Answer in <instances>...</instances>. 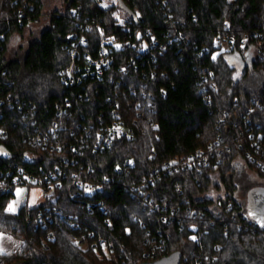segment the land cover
<instances>
[{
	"label": "trees",
	"instance_id": "1",
	"mask_svg": "<svg viewBox=\"0 0 264 264\" xmlns=\"http://www.w3.org/2000/svg\"><path fill=\"white\" fill-rule=\"evenodd\" d=\"M46 1L0 0V231L23 242L0 253V264H139L175 251L181 264H264V227L236 183L250 171L259 181L250 189L264 184V0H122L134 13L123 24L113 16L118 5L63 0L36 38L11 52L13 35L39 19ZM97 26L125 47L112 49L109 68L84 87L62 83L74 42L85 41L80 58L97 57ZM222 34L236 39L232 50L217 52ZM114 107L134 137L95 151ZM54 121L57 139L48 134ZM197 150L200 163L166 167ZM55 167L101 190L75 200L62 179L37 209L69 218L44 216L43 226L27 202L5 211L6 181L18 168L42 178ZM98 238L113 250L94 246Z\"/></svg>",
	"mask_w": 264,
	"mask_h": 264
},
{
	"label": "built area",
	"instance_id": "2",
	"mask_svg": "<svg viewBox=\"0 0 264 264\" xmlns=\"http://www.w3.org/2000/svg\"><path fill=\"white\" fill-rule=\"evenodd\" d=\"M73 12L75 9L72 10ZM118 24H123V22H118ZM99 34L101 36L100 48L97 57H92L89 53H85L83 58H80L78 54L77 46L79 43L83 44L85 41L80 38L79 41L74 42L73 45L68 49L72 54L71 62L68 66L60 71V80L62 83L66 84H80L83 87V83H87L90 78L95 76L100 77L104 70L108 69L111 62V51L112 49L122 50L125 47V44L117 40L113 35L104 36V31L100 26H97ZM230 26L227 21H225L222 25V30L224 32L229 31ZM155 43L156 40H153ZM236 39L229 34H222L217 36L214 40V46L217 49V52H227L233 49L236 45ZM262 44V41L260 45ZM119 45V47H117ZM260 47V46H258ZM254 105L257 107L261 106L259 101H255ZM66 108L69 107V102L65 99ZM66 108L59 109L58 111L64 112ZM111 121L109 123L100 124L99 129L96 132L95 139L93 142V149L95 151L103 152L109 149L113 143L122 138H133L134 132L133 130L126 126L122 120L121 113L119 110L114 107L111 111ZM58 127V122L54 121L52 127L49 128L48 134L53 137V139H57L56 129ZM4 136L5 132L0 129V136ZM46 135H41V133H37L35 139L38 143H42L43 146L46 145ZM56 150H60L61 146L56 144ZM202 154L201 150H197L194 154L189 155L186 159H174L170 161V163L166 164L168 170H171V167H175L178 169H185L192 167L195 161L196 163H200V156ZM30 160H38L43 156L41 154H27ZM253 160V157H250ZM45 161L49 163V160ZM207 162V160H205ZM126 163H129V160H126ZM62 179H66L71 181V185L74 186L73 191L71 192V197L75 200H79V198L84 196H92L95 192L101 190V185L95 184L93 181L89 180L86 177H82L75 173L65 174L64 172H60L57 167L54 169H49L46 174L41 178L35 176L32 173H28L23 171V169L18 168L17 171L11 175V178L6 181L9 185L10 189L13 191V195L9 198L5 211L10 213H17L21 206L26 202L32 208H39L45 201L47 196H50L56 188L61 187ZM148 182H145L144 185H147ZM36 188L40 190L42 195V200L38 201L37 204L31 205L28 202V192L30 189ZM223 194V193H222ZM222 194L220 196H222ZM19 200H22L21 203L17 204ZM217 204L220 205V199L217 200ZM87 206H93L94 203L92 201L86 200ZM231 206V203L228 204ZM10 206L14 208V211H10ZM17 207V208H15ZM35 209V210H36ZM47 214V215H46ZM46 216L48 221L51 217H59V219H68L69 215L64 214L58 208L50 207L44 210L37 209L36 214L33 216V221L35 224H42L43 218ZM108 222V221H106ZM70 224L73 228L78 227V223L75 221H70ZM52 239V236L48 237ZM80 243V240H77ZM101 246L104 253L108 254L113 250L112 245H110L107 241L102 238H98L96 242H94V246ZM181 264V261H180Z\"/></svg>",
	"mask_w": 264,
	"mask_h": 264
},
{
	"label": "rangeland",
	"instance_id": "3",
	"mask_svg": "<svg viewBox=\"0 0 264 264\" xmlns=\"http://www.w3.org/2000/svg\"><path fill=\"white\" fill-rule=\"evenodd\" d=\"M100 2L104 6H112V5L117 6L116 0H100ZM62 7H63V0L46 1L43 12L41 13L39 19L37 21L32 22V24L28 25L27 28L23 31V33L13 35L12 39L9 42V50L13 52L14 50L17 49L19 45L26 46L28 41L36 38L41 28L46 25V21L52 14V11L54 9H62ZM113 16L119 22H123L124 18L127 16V13L125 10L116 7L115 10L113 11ZM7 55L9 56V52L7 53ZM236 183L238 184V190L240 192L241 191L243 192L245 190L247 192L248 190H250V187H252L254 184L259 183V181L252 172L248 171L247 174L245 175L243 174L242 176H240V178L236 181ZM258 186H264V184ZM219 194L221 195L222 191H218V193H212L208 195H212L213 197H215ZM39 200L40 201L42 200V195L40 190L36 188L30 189L28 192L29 204L35 205L38 203ZM21 202L22 200H19L17 204ZM22 244L23 242L20 239L15 238L13 235L7 232L0 231V253L18 252Z\"/></svg>",
	"mask_w": 264,
	"mask_h": 264
},
{
	"label": "water",
	"instance_id": "4",
	"mask_svg": "<svg viewBox=\"0 0 264 264\" xmlns=\"http://www.w3.org/2000/svg\"><path fill=\"white\" fill-rule=\"evenodd\" d=\"M116 1L119 8L125 10L128 15L134 16V13L122 0ZM246 207L250 216L261 227H264V186H256L248 191ZM181 257V252L175 251L157 260L141 262L139 264H180Z\"/></svg>",
	"mask_w": 264,
	"mask_h": 264
},
{
	"label": "snow or ice",
	"instance_id": "5",
	"mask_svg": "<svg viewBox=\"0 0 264 264\" xmlns=\"http://www.w3.org/2000/svg\"><path fill=\"white\" fill-rule=\"evenodd\" d=\"M117 47H119V45H117ZM9 210L14 211L15 209L10 206Z\"/></svg>",
	"mask_w": 264,
	"mask_h": 264
}]
</instances>
